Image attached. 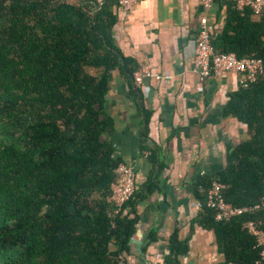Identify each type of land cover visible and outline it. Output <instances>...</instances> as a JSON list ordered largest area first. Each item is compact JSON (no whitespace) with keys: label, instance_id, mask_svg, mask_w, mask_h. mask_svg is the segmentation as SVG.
<instances>
[{"label":"trees","instance_id":"trees-1","mask_svg":"<svg viewBox=\"0 0 264 264\" xmlns=\"http://www.w3.org/2000/svg\"><path fill=\"white\" fill-rule=\"evenodd\" d=\"M117 10V0H0V264H122L130 253L136 193L113 215L122 162L103 137L113 129L104 113L113 73L131 79L138 69L113 37ZM211 44L259 58L264 70V16L227 2ZM224 116L246 126L248 139L217 176L198 178L196 197L203 201L198 187L217 181L224 201L259 209L216 221L203 206L191 232L211 231L220 264H254L260 249L242 224L264 229V75L229 96ZM150 118L144 111L145 140ZM187 243L175 231L164 261L180 264Z\"/></svg>","mask_w":264,"mask_h":264},{"label":"crops","instance_id":"crops-1","mask_svg":"<svg viewBox=\"0 0 264 264\" xmlns=\"http://www.w3.org/2000/svg\"><path fill=\"white\" fill-rule=\"evenodd\" d=\"M226 6L224 0L208 6L205 0H146L132 12L117 10L113 37L118 48L138 68L149 67L162 77L135 87L132 78L116 70L105 98L104 113L113 129L103 137L136 173L138 223L124 257L127 264L163 261L175 231L180 240L188 238L180 264L222 261L211 231L195 225L191 232L201 210L195 206V185L202 176H217L249 135L246 126L224 116L229 96L239 90L238 77L200 80L193 52L201 19L218 35ZM144 111L151 114L146 140Z\"/></svg>","mask_w":264,"mask_h":264},{"label":"built area","instance_id":"built-area-1","mask_svg":"<svg viewBox=\"0 0 264 264\" xmlns=\"http://www.w3.org/2000/svg\"><path fill=\"white\" fill-rule=\"evenodd\" d=\"M146 0H117V9L121 12H132L137 5ZM212 0H205L208 6ZM233 4V7L243 13L249 9L254 16H260L264 8V0H224ZM201 27L194 42V62L197 65L200 80L213 76H226L235 74L238 77L240 88L247 89L254 84L258 77L264 75L263 64L259 58L239 59L234 53H216L211 44L212 28L206 19H201ZM146 78L162 79L155 75L149 67H140L132 74V81L135 87H140ZM223 185L217 181L205 189L198 187V193L203 201L196 200L195 206L201 209L203 206L213 211L216 221H229L247 212L259 209L258 205L253 207H236L224 201L222 196ZM136 173L132 165L119 163L114 170V179L111 183V203L114 206L113 215H118L125 204H127L136 193ZM242 229L255 238L256 246L260 249L259 260L254 264H260L264 260V229L261 222L246 221ZM122 264H127L122 259ZM148 264H169L166 261ZM231 264V263H228Z\"/></svg>","mask_w":264,"mask_h":264}]
</instances>
